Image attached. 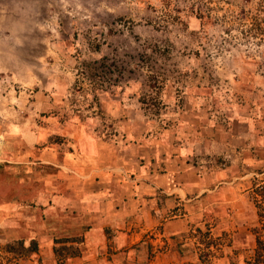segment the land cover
<instances>
[{
	"label": "rangeland",
	"instance_id": "374dc122",
	"mask_svg": "<svg viewBox=\"0 0 264 264\" xmlns=\"http://www.w3.org/2000/svg\"><path fill=\"white\" fill-rule=\"evenodd\" d=\"M27 127L43 146L95 137L133 166L205 138L252 182L257 252L228 264L264 260V0H0V138ZM7 244L0 264L27 257Z\"/></svg>",
	"mask_w": 264,
	"mask_h": 264
},
{
	"label": "crops",
	"instance_id": "0c3cea01",
	"mask_svg": "<svg viewBox=\"0 0 264 264\" xmlns=\"http://www.w3.org/2000/svg\"><path fill=\"white\" fill-rule=\"evenodd\" d=\"M203 140L133 166L129 155L80 132L68 146H43L30 127L3 135L0 246L36 241L37 252L18 264H59L56 246L79 252L60 264H228L233 251L253 255L252 182L208 158ZM74 238L82 241L54 243Z\"/></svg>",
	"mask_w": 264,
	"mask_h": 264
},
{
	"label": "trees",
	"instance_id": "16d2710c",
	"mask_svg": "<svg viewBox=\"0 0 264 264\" xmlns=\"http://www.w3.org/2000/svg\"><path fill=\"white\" fill-rule=\"evenodd\" d=\"M196 12H197V16L199 18H207L209 19L208 16H205V14L202 12V9L200 7H197L196 8ZM82 241L81 238H74V239H64V240H55V244L57 243H69V242H77V243H80ZM258 244V248H263L262 247V243L261 242H257ZM15 245H17V249H15V247H13L10 243L7 244L6 246V251L8 252H12V253H16L18 252V256L19 257H26L27 255H29L30 253H34V252H37L38 250V246H37V242L36 241H31L29 246L25 247L23 242L22 241H16ZM72 247H54V253L57 257V259L62 260V258H65V257H62L61 256V251H69L67 252V256H70V257H73V256H76L77 254H79L78 252V248L75 247L73 250H71ZM71 250V251H70ZM263 251V249L261 250ZM263 254H258L257 255V258L258 260H260V262L257 260V258L255 259V261L257 260V264L258 263H264V260L262 258ZM262 258V259H260Z\"/></svg>",
	"mask_w": 264,
	"mask_h": 264
}]
</instances>
